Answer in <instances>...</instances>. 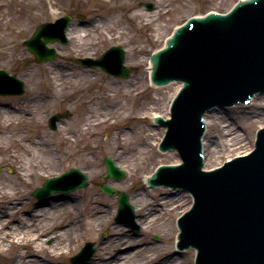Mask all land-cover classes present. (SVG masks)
I'll use <instances>...</instances> for the list:
<instances>
[{"label": "rangeland", "instance_id": "obj_1", "mask_svg": "<svg viewBox=\"0 0 264 264\" xmlns=\"http://www.w3.org/2000/svg\"><path fill=\"white\" fill-rule=\"evenodd\" d=\"M237 1L239 0H0V69L9 71L25 85L21 96H0V105L12 107L11 125L3 130L5 136H2L1 141L0 184L4 183L5 186L8 182L10 188L15 189L13 198H22V203L26 206L20 214L28 218V208L35 210L44 204L37 203L31 195L46 179L72 168L87 177L85 188L66 194L54 193L48 200L55 202L52 204L68 202L67 220L78 217L85 224L72 251L58 259L59 264H71L70 258L87 242L92 243L94 252L82 264H91L97 246L102 242H105L107 253L124 257V247L114 246V249H108L112 242L108 225L117 227L122 235L136 237L138 244L134 247L139 244H156L163 247L165 254L177 256L173 254L176 249V219L187 209L185 207L192 199L188 196L181 207H171L170 204L164 206L158 199L161 195L168 196L169 190L162 188L155 191L146 188L143 183L145 175L150 174L156 166L175 161L173 154L158 152L147 133L153 127L151 115L155 112L149 109L161 111V115L165 116V105L177 87L174 84L160 88L150 85L148 55L161 47L172 29L186 18L208 11L224 13ZM145 3H152L155 9L148 11L144 7ZM63 14H71L69 22L72 25L68 22L70 29L80 31L72 35L64 45H50L58 49L59 55L55 60L36 63L34 57L22 46V41L41 23L52 22ZM77 14L83 17H76ZM111 46L124 48V64L130 68L128 78H116L107 75L100 68L85 67L79 63L85 58H99ZM153 104H156L155 107ZM2 113L0 112L1 123L5 120ZM65 113L69 117L60 120V126L56 125L55 130L50 129L49 118ZM108 114L111 116L108 117ZM97 122L99 124H95ZM85 124L87 126L83 127ZM64 132L71 135V139L62 141ZM9 133H13V138L5 143V137ZM20 134L30 135L24 137V142L21 143L25 148L31 146L27 140L34 142L35 138L41 137L50 149L27 154L12 141ZM75 134L76 140L73 137ZM145 137L148 139L146 142ZM47 151L55 152L52 158ZM116 153L123 156L122 163L115 159ZM11 154L14 155L12 164ZM105 158L117 162V168L124 173L123 179H103ZM46 161L50 163L52 170L47 168ZM22 162L26 167L21 165ZM21 168L26 171L24 176L17 173ZM107 180H114L123 186H120L122 190L119 191L128 196V202L133 208L132 227L114 221L117 198L101 191V185ZM139 194L142 196L133 199ZM99 205H103L108 212L103 225L94 224L91 220V210ZM146 207L147 211L154 210L153 213L160 211L151 227L137 223V209ZM37 217L39 216L36 215ZM16 223L17 221L12 222ZM50 243V239L45 241V245ZM18 251L26 250L0 240V264H11L17 260ZM185 256L189 263L192 262L191 251ZM127 264L134 263L129 260Z\"/></svg>", "mask_w": 264, "mask_h": 264}, {"label": "water", "instance_id": "obj_2", "mask_svg": "<svg viewBox=\"0 0 264 264\" xmlns=\"http://www.w3.org/2000/svg\"><path fill=\"white\" fill-rule=\"evenodd\" d=\"M262 1L242 2L225 18L210 16L192 20L177 32L179 35L183 30L180 42H175L174 39L168 42L169 50L177 47L182 51L178 59H172L173 66L167 70L162 82L167 81L171 70H177L178 65L186 68L183 77L186 85L184 92L173 104L172 120L167 123L169 133L166 142L174 141L178 144L184 163L165 169L163 178L176 186H180L183 179L188 181L189 178L191 181L187 185L191 189L192 184L195 185L194 177L207 176L211 183H196V189L193 188L196 190L193 191L194 209L181 218V223L188 220L190 226L196 228L194 243L202 246L199 264H264V179L256 182L246 176V172L256 167V162L264 161V153L261 157L255 151L248 158H237L212 172L200 170L198 154H195L201 134L198 131L200 116L204 110L217 103L233 104L238 100H247L252 94L249 91L252 87L256 90L264 85V9L257 6ZM67 24L68 17L56 23L42 24L23 45L37 62L54 60L55 50L46 45L52 42L66 43L64 29ZM206 28H210L211 32H207ZM162 54L152 58L154 73L161 62L157 57L163 56ZM79 62L85 66H100L105 72L115 76L128 75V69L122 65L123 51L118 47H112L95 61L86 58ZM191 65L193 66L190 67ZM156 76L157 79L161 77L158 73ZM23 87L22 81L0 69V95H19L23 92ZM67 116L68 114L52 116L49 120L50 128L54 129L56 122ZM204 121L206 129L201 139L202 168L208 170L232 157L244 156L253 149L256 130L264 126V92L255 94L248 104L215 107L206 112ZM105 165L107 171L104 178L123 177L122 171L109 159H105ZM158 175L155 178H159ZM218 175L219 178L216 179ZM85 179L83 174L73 169L63 176L48 179L42 188L33 191L32 196L43 200L54 192L68 193L85 187ZM101 189L110 196L117 193L105 184ZM117 201L115 221H125L126 225L132 226V207L127 195L119 192ZM257 249H262L263 252L259 255ZM179 251L178 254L183 257L186 251ZM253 253L259 259L255 260ZM92 254V244L86 243L70 261L72 264H82ZM250 260L253 262L249 263Z\"/></svg>", "mask_w": 264, "mask_h": 264}, {"label": "bare ground", "instance_id": "obj_3", "mask_svg": "<svg viewBox=\"0 0 264 264\" xmlns=\"http://www.w3.org/2000/svg\"><path fill=\"white\" fill-rule=\"evenodd\" d=\"M201 15L203 14L197 16ZM148 23L149 22H147V24ZM78 31L80 30H71L69 28L67 31L68 40L71 39L72 35L78 33ZM148 70L150 69L148 68ZM174 85H176L177 88L180 86V84L176 83H174ZM155 105L156 104H153V107H155ZM168 105L169 101L167 105H165L166 112L168 110ZM10 109H12V107L9 108L8 106L0 105V112H3L2 114L5 117L4 122H0V148L2 147V136H5L3 134V130L5 129V127H9L11 125L10 114L12 112L10 111ZM149 111H155L151 115L152 117L161 115V111L154 109H149ZM107 116L110 117L111 115L108 114ZM164 117H168L167 113ZM103 121L107 122L106 119H103ZM2 124L4 126H2ZM95 124L99 123L97 122ZM58 125L60 126V122L57 124V127ZM85 126L87 125L85 124L83 127ZM164 130L165 127L153 125V127L149 130V133H147V135L150 136L153 140L152 143H154L155 146L157 145L158 140L161 138L162 132ZM12 136L13 133H9L5 137V143H7L10 138H13ZM29 136L30 135L27 134H20L18 135L17 139H13L12 141H15L18 144L19 148L22 151H26L27 154L31 151H37L40 149H50L49 146L43 143V138L41 137L35 138L34 142L27 140L31 143V146L25 148L21 143L24 142V137ZM62 136V141L71 139V135H69L67 132H64ZM73 137L74 140H76V134L73 135ZM146 141H148L147 138L146 140H144V142ZM46 153L50 155V158H52L53 153L55 152L52 151L51 153L50 151H47ZM171 154L175 156V161H173L172 164L179 163L180 157L178 156V154L176 152H171ZM11 157L13 158L10 161V163L12 164L14 163V155L11 154ZM122 157L123 156H119L117 153L115 154V159H117V161H120L119 163H122ZM112 163L117 167L118 164L116 161H113ZM45 164L48 169L52 170L51 166H49L50 163L46 161ZM21 165L23 167H26L25 163L23 162ZM17 173L20 176H24L26 174V171L21 168L17 171ZM64 174L66 173H63L62 176ZM70 179L75 180L73 178ZM63 183L66 184L65 182ZM105 184L109 187L116 188L118 191L122 190L121 187L123 188L122 185L114 180H107ZM152 190L158 191V189ZM172 191L169 190V193L167 194L168 196H166L165 194V197L161 195V197L158 199V202L164 206L170 204L171 207H181V205L184 204L186 198L189 195L188 191ZM14 192L15 189L10 188L8 182L7 184H5V186L4 183L0 184V240L1 242H10L16 247L26 250L25 252L18 251L17 256L19 258L12 261L11 264H59L58 259H61L65 254L71 252L74 246V242H76V240L82 235L81 228L85 226L84 222L82 220H79L78 217H73L71 221H68V202L65 201L62 203L58 202V204H52L55 202L48 201L50 199L37 201V203L42 202L44 204L35 210L28 208L27 210L30 211V216L28 218H24L21 216L20 212L23 211L26 206L24 205V203H22V198H13V196L15 195ZM141 196L142 195L139 194L133 197V199ZM130 202H133V200L130 199ZM190 203L191 202H188L185 208H188ZM46 205L49 206L48 210L46 209V207H48ZM104 208L105 207L103 205H99L96 209L91 210L93 212L91 220L94 224L103 225V223L106 221L108 212L107 210L105 211ZM137 210L139 211L137 223H141V226L146 227H151L154 224L153 222L155 221V219H157L160 214V211H157L159 213H153L154 210L147 211V207L145 209L143 208L142 210ZM36 215H38L39 217L36 218ZM14 221H17V223L12 224V222ZM108 226L111 230L112 235L110 237V239L112 240L111 246L108 249H114V246L124 247L126 251L125 256L116 257L113 256L110 252L107 253L105 251V242H102L97 246L98 248L94 259L91 261V264H127L129 260H132L134 264H193V260L189 263L185 256V254H187V252H189L190 250L185 252L183 257H181L178 254V251L175 250L173 254L177 256L172 257L173 255L165 254L166 252L163 251L162 246H158L156 244H139V246L134 247V245L138 244L136 237L128 234L122 235L117 227H114L112 225ZM47 239L51 240V243L49 245H45V241Z\"/></svg>", "mask_w": 264, "mask_h": 264}]
</instances>
